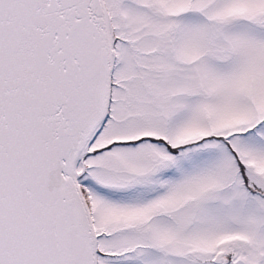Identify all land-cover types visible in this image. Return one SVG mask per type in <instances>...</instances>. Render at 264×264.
Instances as JSON below:
<instances>
[{
    "label": "snow or ice",
    "instance_id": "1",
    "mask_svg": "<svg viewBox=\"0 0 264 264\" xmlns=\"http://www.w3.org/2000/svg\"><path fill=\"white\" fill-rule=\"evenodd\" d=\"M0 264H264V0H0Z\"/></svg>",
    "mask_w": 264,
    "mask_h": 264
}]
</instances>
